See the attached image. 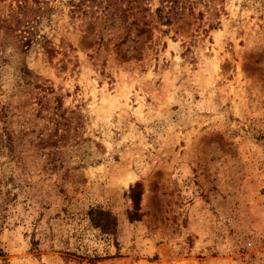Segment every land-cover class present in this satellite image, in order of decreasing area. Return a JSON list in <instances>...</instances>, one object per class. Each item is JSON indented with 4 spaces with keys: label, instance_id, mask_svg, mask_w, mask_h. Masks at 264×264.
Here are the masks:
<instances>
[{
    "label": "rangeland",
    "instance_id": "1",
    "mask_svg": "<svg viewBox=\"0 0 264 264\" xmlns=\"http://www.w3.org/2000/svg\"><path fill=\"white\" fill-rule=\"evenodd\" d=\"M38 1L50 53L0 28V264H264V0L141 35Z\"/></svg>",
    "mask_w": 264,
    "mask_h": 264
},
{
    "label": "trees",
    "instance_id": "2",
    "mask_svg": "<svg viewBox=\"0 0 264 264\" xmlns=\"http://www.w3.org/2000/svg\"><path fill=\"white\" fill-rule=\"evenodd\" d=\"M152 0H65L70 17L88 16L93 22L98 21L103 31H110L124 26L125 31L133 27L136 35L148 32V27L154 21L159 25H169L174 22H183L193 17V8L196 0H157V6L150 7ZM50 9L45 2L32 0L20 1L15 9H9L6 16L0 18V28L14 38V43L27 48L31 43H38L48 54L51 46L45 37L36 35V23ZM124 39V37H123ZM123 39L120 41L122 42ZM140 187L134 183L129 187L131 210L127 212L129 220L138 217V201ZM88 215L94 226L102 233L113 234L115 219L111 213L101 209H89Z\"/></svg>",
    "mask_w": 264,
    "mask_h": 264
}]
</instances>
